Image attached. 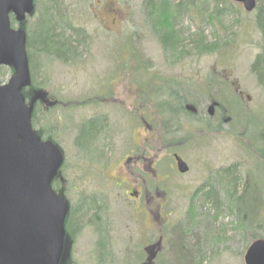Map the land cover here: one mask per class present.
<instances>
[{"label": "rangeland", "instance_id": "rangeland-1", "mask_svg": "<svg viewBox=\"0 0 264 264\" xmlns=\"http://www.w3.org/2000/svg\"><path fill=\"white\" fill-rule=\"evenodd\" d=\"M188 1L170 3L172 11L182 3L183 11L173 20L176 37L168 51L155 37L153 27L157 26L145 18L143 0H34V13L21 24L10 19L12 29L30 34L31 83L23 90L30 98L22 97L28 104L38 96L32 105V129L63 154L58 175L63 185L55 180L52 188L68 201L71 211L79 201L101 209L108 223L106 236L108 232L111 238L108 248L118 260L110 261L106 256L110 254L101 249L102 237L98 246L93 245L90 216L84 210L78 220L80 230L68 246L69 264L140 261L143 245L137 229L143 233L147 223L142 222L143 215L135 218V204L126 195L132 188L127 184L135 182L133 188L139 190L141 180L159 193L152 202L147 197L141 201L143 211L153 209L156 233L150 240H157L158 229L164 234L165 243L154 264H243L248 246L264 239V156L259 153L264 152V77L260 83L251 72L263 37L256 10L245 12L231 0ZM48 13L55 33L70 40L74 48L66 62L37 52L42 31L49 25ZM13 73L12 68L0 67V85L7 84ZM154 79L166 87L155 97L147 92L151 96L147 102L145 85H155ZM173 93V99L188 100L185 104L197 113L186 114L184 106L172 113L171 119L185 128L177 133L178 140L167 143L156 139L160 128L153 105ZM173 99L168 102L175 108ZM209 107L213 108L211 118ZM141 117L152 126L149 135L154 146L145 142ZM206 118L210 124L204 128L200 121ZM89 121L95 123L86 126ZM146 145L153 146L158 159L154 176L146 175L147 163L144 173L132 168V163L121 169L115 164L129 152L139 154ZM172 153L187 164V174L176 172ZM245 185L250 187L246 194L250 191L257 197L250 232L234 209V199ZM88 197L94 198V206L82 199ZM94 225L100 234L104 232V224L96 220ZM70 228L76 229L74 218ZM252 233L255 237L250 239ZM132 250L135 253L124 259ZM177 251L181 261L174 258Z\"/></svg>", "mask_w": 264, "mask_h": 264}, {"label": "water", "instance_id": "water-1", "mask_svg": "<svg viewBox=\"0 0 264 264\" xmlns=\"http://www.w3.org/2000/svg\"><path fill=\"white\" fill-rule=\"evenodd\" d=\"M231 1L245 12L257 6L256 0ZM33 10V0H0V67L14 71L0 85V264H63L66 257L68 203L51 188L63 157L32 129V105L38 96L25 104L21 94L31 83L25 33L10 26V16L21 24ZM174 161L179 174L187 173L179 157ZM243 263L264 264V240L248 247Z\"/></svg>", "mask_w": 264, "mask_h": 264}, {"label": "trees", "instance_id": "trees-1", "mask_svg": "<svg viewBox=\"0 0 264 264\" xmlns=\"http://www.w3.org/2000/svg\"><path fill=\"white\" fill-rule=\"evenodd\" d=\"M173 0H143L144 2V8H145V18L146 20L148 19L150 22L154 23L157 27H153V30L155 32V37L157 38V41L160 45L163 46L165 51H168V48L172 47V43L175 40L176 33L174 32L173 28V20L174 18H177L182 10V3H178L176 6H174V11H172V8L170 6V3ZM193 0H189L187 4L191 3L192 4ZM258 2V6L256 7V21L258 23L257 26H259L260 31L262 32V46H261V51L260 53L255 57V60L253 64L251 65V72L254 73L258 79V81L263 83V78L264 77V26H263V17H264V4H259V0H256ZM261 2H263L261 0ZM49 17V25L46 26V28L42 31V38L40 44L42 47L37 51L38 53H42L51 57H57L64 62H66L69 57L73 56L74 54V48L71 46L70 40L64 39L62 35H57L54 30V25L53 22L51 21V15L48 13L47 14ZM59 14L56 13V16ZM63 14H61L62 16ZM76 36H78L79 31H73ZM29 38L30 34L28 33L27 35V41H26V52L27 55L29 54L28 51H30V47L28 46L29 43ZM136 51V50H135ZM135 55L138 56L140 60V53L137 51L134 53ZM140 62V61H139ZM139 64V65H138ZM137 66L139 68H142L141 63H137ZM143 69V68H142ZM150 80V79H149ZM155 82V85H152L148 82V84L145 85L147 88L145 92L143 90L140 91V95L144 97V94L146 95L147 102H150V94L149 92H153V97H155L159 92L158 90L162 91L161 89H165L166 83H159L157 80H152ZM151 88L152 91H149L148 89ZM141 89V88H140ZM157 91V92H156ZM143 92V93H142ZM148 92V93H147ZM23 97L26 98V93L22 91ZM28 95V92H27ZM165 94H162L160 97L163 98ZM173 95V96H171ZM167 96V97H166ZM176 97V94H169L165 95V100L162 102L154 103V120L156 124L159 126V131L156 133V139L162 138L164 139L165 142L171 143L179 139L177 133H179V126L175 128V125L177 121H174V119H171V114L174 113L176 114L177 110H181L182 107L186 105L185 103H188V100L180 98V100H175L173 97ZM28 98V97H27ZM26 98V99H27ZM30 98V97H29ZM28 98V99H29ZM179 98V97H177ZM169 99V100H168ZM171 99L175 100L177 102L175 108H173L168 101ZM181 113V112H179ZM153 120V121H154ZM95 122H88L85 124L86 126L93 125ZM157 128V127H156ZM96 129V128H95ZM160 130H163L162 135L160 136ZM92 134V136L95 134ZM39 136L40 134L37 133ZM261 139V137H260ZM78 145V144H77ZM78 147H83L79 146ZM168 146L166 147V149ZM259 153L261 156H264L263 150H259ZM252 188V187H251ZM250 187H247L246 185L241 191V194L239 197H236L234 199V209L236 210V213L238 217L240 218L239 222L240 224H246L247 226V232H250L252 230V225H254V219L253 215L255 213V209L252 205L254 201H257V197L248 192L246 194V191L249 190ZM242 201L244 203H242ZM250 204V205H249ZM253 207V208H252ZM241 211V212H240ZM264 231V229H263ZM255 237L254 234L252 233L250 236V239ZM179 251H181L179 249ZM179 251L176 252L174 255V258L176 261H181L182 259H178V257H181L179 255ZM184 262V261H183ZM180 264V262H178Z\"/></svg>", "mask_w": 264, "mask_h": 264}, {"label": "flooded vegetation", "instance_id": "flooded-vegetation-1", "mask_svg": "<svg viewBox=\"0 0 264 264\" xmlns=\"http://www.w3.org/2000/svg\"><path fill=\"white\" fill-rule=\"evenodd\" d=\"M56 106H58V103H57ZM133 112H134V109H133ZM188 112H189V115H191V116L193 115L194 116L197 113V110L195 108H193L191 111H188ZM141 115H144V114H141ZM212 116H213V114H212ZM212 116H210V118ZM146 122L150 123L149 116H148V118H146ZM200 122H201V124H202V126L204 128L208 127L209 124H210L208 118H206L205 120L200 121ZM140 126H141L142 130H146L145 133L147 134V137L145 139V142L149 143L151 141L153 146H154L155 143H153L154 142L153 135L152 136L149 135L152 132V126L146 124L142 117H141ZM178 126H179V133H180L181 131L184 130L185 125H184V128H182V125H180L179 121H177V123L175 125V128H177ZM196 130H198V129H195L194 131H196ZM153 146H147L146 145V149H142V151L139 154H135L136 152L135 153L129 152V155L126 156L125 158L114 160L115 164H117L119 169H121L122 167H124V164L132 163V165H133L132 168H135L136 170L138 169V170H140L141 173H144L143 170H142L143 169V165L147 163V168H146L147 169V173H146V175L149 174L148 172H151L153 174V176H154L155 175V171H154L153 167L158 162V159H155V157H154ZM166 147L167 146H163L162 149H166ZM167 153H169V152H167ZM131 156H135V157H131ZM174 156H179V155L176 154V153H172L171 154V158H172V162H173V165H174V169L176 170V167H175L176 165H175V162H174ZM188 169H189V167H188ZM131 172H132V170H131ZM138 174H139V172H138ZM56 180H58L59 185H63L62 184L63 180H60V178H58V177L56 178ZM138 182L142 186L139 190H134L133 185L135 184V182H132L131 183L132 185L127 184V186H129V188L132 187L133 190L131 188L129 190V193L126 195L127 196L126 197L127 201L128 202H132L133 204H135L133 206V210H134L133 213L136 215L135 218L136 217L138 218L141 215H143L144 216V220H142V222H146L147 223L143 233H140V228L137 229L138 237H139L138 241H140V243L143 245V249H142L143 252H141L140 261L138 263H136V264H154V260L162 252V248H163L164 243H165L164 234L158 229L157 231H158L159 236H158L157 240L156 241L155 240H150V239H153V236L156 233L154 217H153V209L152 208H146L145 211H143L144 210V206H141V201H142V199L144 197H147L149 199V201L152 202L153 199L155 198V196H157L159 193L157 192V190H156V188L154 186L149 188V187H146L144 185L142 180L138 181ZM163 182H164V180L163 181L161 180V183H163ZM119 187H120L119 184L115 185L116 189H119ZM59 190L62 191V188H60ZM83 195H86V194H83ZM152 195H154V196H152ZM82 199H84L88 203H91V206H94V204H96V202L93 201V199H94L93 197L82 198ZM79 202L75 206L76 207V208H74L75 210L73 209L72 211H71L70 205L68 203V213L66 215L65 222H64V234H65V236H64V246H65L66 257H65V261H64L63 264H69V262H70L69 260L67 261V257L69 255L68 246H69L70 242L71 243L73 242L72 239L74 238L75 235L78 234V232L80 230V226H79L78 220L80 219L81 214L84 212V210H86L85 213L88 212L87 214H89V216H90L88 224H89V227L91 228V235L94 238L93 245L98 246V244L100 243V237H102L101 249L104 248L106 250V254H110V255H106L107 257H110V261H113V260H114V262L118 261L117 257H115V255H113L111 253V250H109V248H108V247H110V244H111V238L109 237V233L108 232H107V236H106V232L105 231H106V225H108V223H107V221L105 219L103 221L101 213H100L101 209L100 208H94V207L88 208V207L85 206L84 203L80 204ZM73 218L76 220V229L75 230L70 228L71 219H73ZM96 220L98 221V223L105 225L103 227V231L104 232H102V234H100V232H98L96 230V228H95L94 221L96 222ZM138 225L140 226L139 223H138ZM127 234H129V237L131 238V235H133V229L128 230ZM90 252H92V250H90ZM134 253H135L134 250H132V252L127 254L124 257V259H127L128 257L130 258V256L132 254H134ZM100 263H102V262H100Z\"/></svg>", "mask_w": 264, "mask_h": 264}]
</instances>
